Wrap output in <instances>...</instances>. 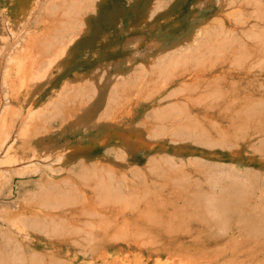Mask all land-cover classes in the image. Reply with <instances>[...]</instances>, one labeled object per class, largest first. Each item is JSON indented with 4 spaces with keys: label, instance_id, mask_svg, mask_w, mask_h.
<instances>
[{
    "label": "rangeland",
    "instance_id": "1",
    "mask_svg": "<svg viewBox=\"0 0 264 264\" xmlns=\"http://www.w3.org/2000/svg\"><path fill=\"white\" fill-rule=\"evenodd\" d=\"M25 8L0 0L1 142L8 138L0 151V264H264V0H37L26 20ZM58 18L43 45L71 47V63L61 74L52 68L33 105L19 108L13 61ZM211 44L222 59L199 62ZM234 55L242 65L231 66ZM202 69L211 78H177ZM78 106L89 114L76 125L66 112ZM121 107L122 131L134 132L129 153L109 128ZM128 201L132 210L120 203Z\"/></svg>",
    "mask_w": 264,
    "mask_h": 264
},
{
    "label": "bare ground",
    "instance_id": "2",
    "mask_svg": "<svg viewBox=\"0 0 264 264\" xmlns=\"http://www.w3.org/2000/svg\"><path fill=\"white\" fill-rule=\"evenodd\" d=\"M36 1L37 0H19V5H20V8L22 7V8H24V6H26V8L25 9H22L21 10V12H20V14H22V16H24L23 18H25V20L27 19L26 18V16H28V15H30L31 14V12H32V10L33 9H35L34 8V6H35V3H36ZM67 1H69V0H67ZM80 1V0H79ZM49 2H50V0H49ZM86 2L87 1H85V3L84 4H86ZM89 2V1H88ZM92 2V1H91ZM90 2V3H91ZM93 2H95V1H93ZM62 3V2H61ZM63 3H65V2H63ZM73 3V2H72ZM56 4V3H55ZM68 4H69V2H68ZM95 4V3H94ZM93 4V5H94ZM63 5V4H62ZM65 5V4H64ZM87 5V4H86ZM90 5H92V3L90 4ZM59 7V6H58ZM67 7V6H66ZM73 7V6H72ZM94 7V6H93ZM93 7H92V9H93ZM75 8H76V6H75ZM74 7H73V9H75ZM81 8H83V5L81 6ZM85 8H86V6H85ZM91 8V7H90ZM59 9H61V7L59 8ZM72 9V8H71ZM95 9V8H94ZM64 10V9H63ZM78 10V9H77ZM76 10V11H77ZM87 10V9H86ZM89 10V9H88ZM91 10V9H90ZM67 11V10H66ZM65 11V12H66ZM72 11H74V10H72ZM76 11H75V13H76ZM80 11H82V9L80 10ZM84 11V10H83ZM94 11V10H93ZM34 12V11H33ZM69 12H71L70 10H69ZM79 12V11H78ZM87 12V11H86ZM96 12V11H95ZM62 13H64V11L62 12ZM79 13H81V12H79ZM79 13H76V14H79ZM88 13V12H87ZM86 13V14H87ZM46 14V13H45ZM52 14V13H51ZM66 14H67V12H66ZM83 14H85L84 12H83ZM94 14V13H93ZM71 15V14H70ZM69 15V16H70ZM49 16H50V14H49ZM68 16V15H67ZM66 16V17H67ZM78 16V15H77ZM65 17V18H66ZM80 17V16H79ZM82 17V16H81ZM31 19V18H30ZM68 19H69V17H68ZM71 19V18H70ZM76 20H78V19H76ZM75 20V21H76ZM80 21H82L81 19H80ZM66 22H67V20H66ZM72 22V21H71ZM84 22V21H83ZM29 23V22H28ZM60 24H62L61 23V19H56V21H49V22H47V23H45V26H44V28L40 31V34L39 35H37V36H32V37H29V39H28V41H27V43H26V45H25V47H24V49H23V51L20 53V55H19V57L18 58H16L14 61H13V67L15 68V79H16V84H15V90H16V99H17V101L19 102V104H18V107L19 108H23V109H26V108H29V106L32 104L33 105V101H34V99H36V97L38 96V94H40V92H42L49 84H50V82H51V79H50V77H48L49 76V72L50 73H52L51 72V70H52V68H54V71H57V73L58 74H61L62 72H65L66 70H65V68H67V66L71 63V58H72V53H71V47H67V46H65L64 48H53V49H50V52H49V49H48V47L47 46H45V45H43V41H42V38L44 37H49L50 35H51V33H53L55 30H57L58 29V27H59V25ZM67 24V23H66ZM65 23L63 24V25H66ZM84 24V23H83ZM82 24V25H83ZM72 25V24H71ZM76 25V24H75ZM74 25V26H75ZM80 25V24H79ZM82 25H80L81 26V28H82ZM86 26V25H85ZM27 27V26H26ZM29 27V26H28ZM73 27V26H72ZM72 27H71V29H72ZM77 27V26H76ZM13 29L12 30H14V27H12ZM63 28V27H62ZM68 28V27H67ZM66 28V29H67ZM26 29V28H25ZM63 29H65V28H63ZM70 29V30H71ZM74 29H75V27H74ZM23 30V29H22ZM60 30V29H59ZM58 30V31H59ZM68 30V29H67ZM78 30H79V28H78ZM7 31V30H6ZM259 31V30H258ZM61 32V31H60ZM64 32V31H63ZM68 32H71V31H68ZM63 34V33H62ZM61 34V35H62ZM67 34V33H66ZM65 34V35H66ZM55 35H58L57 33L55 34ZM17 36H18V34H17ZM58 37H60V36H58ZM50 38V37H49ZM52 38V37H51ZM56 38H57V36H56ZM77 38V37H76ZM26 39V38H25ZM256 39V38H255ZM53 41V40H52ZM71 41V40H70ZM73 41V40H72ZM12 42V41H11ZM55 42H57V40L55 41ZM47 44V43H46ZM68 45V44H67ZM90 47H92V45H89ZM88 46V47H89ZM205 49L204 50H202V51H200V52H198V54L196 55V58L199 60V62H203L204 60H210V62L211 63H213V64H217V62H219V60L220 59H222V56H223V51H222V49H221V47L219 46V45H214V44H211V45H209L208 47H204ZM49 52V53H48ZM175 53V52H174ZM264 53V52H263ZM260 54H262V52L260 53ZM221 56V57H220ZM190 57V56H189ZM234 57H235V55H234ZM230 58L231 59V61H232V63L233 64H231V66L232 65H236V66H239V65H242L243 64V61L241 60V57H235V58ZM177 60V59H176ZM191 61L190 60H186L183 64H184V66H183V69H190L191 67H190V65H189V63H190ZM49 66V67H48ZM200 67V66H199ZM103 68V67H102ZM173 68V67H172ZM171 68V69H172ZM50 70V71H49ZM211 74L212 73H210L209 71H208V69H202L201 71H198V72H194V71H191V70H185V71H183V72H181L180 74H178L177 75V78H182V80H186V81H188L189 83H193V82H195V81H197V80H199V79H209V78H211ZM215 74H217V73H214V75ZM101 77V76H100ZM9 80H10V75H9ZM91 78V77H90ZM84 79H86V78H84ZM93 79V78H92ZM90 81H92L91 79H89ZM82 81V80H81ZM84 81V80H83ZM82 81V82H83ZM95 81V80H94ZM88 82V81H87ZM94 83V82H93ZM69 85V84H68ZM71 86H75V85H71ZM82 86H85V85H82ZM81 86V87H82ZM62 87V86H61ZM76 87V86H75ZM74 87V88H75ZM112 87H114V86H112ZM67 89V88H66ZM70 89V88H69ZM86 89V88H85ZM114 89V88H113ZM112 89V90H113ZM62 90V89H61ZM71 90H72V88H71ZM76 89H74V91H75ZM78 90V89H77ZM82 90V89H81ZM109 90H111V87H110V89ZM60 91V90H59ZM73 91V90H72ZM87 91V90H86ZM85 91V92H86ZM78 92H79V90H78ZM121 92V91H120ZM62 93V92H61ZM93 93V92H92ZM118 92H116L115 94H117ZM57 94V93H56ZM63 94H66L67 95V93H64L63 92ZM110 94V93H109ZM108 94V95H109ZM66 95H65V98H66ZM94 95H95V93H94ZM107 95V96H108ZM69 96V95H68ZM68 96H67V99H68ZM77 96H79V94H77ZM81 96V95H80ZM96 96V95H95ZM95 96H93V97H95ZM147 96V95H146ZM61 97V96H60ZM63 97V96H62ZM72 97V96H71ZM56 98V97H55ZM57 98H59V97H57ZM70 98V97H69ZM81 98V97H80ZM108 98V97H107ZM77 99V98H76ZM83 99V98H82ZM85 99V98H84ZM109 99H111V98H109ZM66 100V99H65ZM80 100V99H79ZM92 100H93V98H92ZM91 100V101H92ZM81 101V100H80ZM89 101V100H88ZM90 101V102H91ZM108 101V100H107ZM113 101H114V99H113ZM110 102V101H109ZM120 102V101H119ZM60 103V102H59ZM83 103V102H82ZM81 103V104H82ZM61 104H64V103H61ZM106 104V103H105ZM104 104V105H105ZM110 104V103H109ZM113 104V103H112ZM57 105V104H56ZM66 105V104H65ZM60 106V105H59ZM68 106V105H67ZM107 106V105H106ZM111 106V105H110ZM121 106V105H120ZM57 107H58V105H57ZM113 106H111V108H112ZM59 108V107H58ZM110 108V109H111ZM122 108V107H121ZM121 108H118L117 109V114H116V117L114 118V120L110 123V125H109V128L111 129V131H114L120 138H121V140H122V142H123V144H122V148L124 149V151L125 152H127V153H129V152H131V141H132V138H133V135H134V132H133V130L131 129V128H128V130L127 131H125V132H123L122 131V129H121V123H122V119H124L123 117H124V115L126 114V112L123 110V108L121 109ZM104 109V108H103ZM115 109V108H114ZM101 111H102V109H101ZM109 111V110H108ZM27 112V111H26ZM110 112V111H109ZM107 113V112H106ZM26 114V113H25ZM89 113H85L84 114V109L81 107V106H78V107H73V108H70L67 112H66V118H70L69 120H72V121H74L75 123L74 124H81L85 119H86V117H87V115H88ZM114 115H115V113H114ZM114 115H113V117H114ZM111 116V115H110ZM13 117V116H12ZM107 117V116H106ZM105 117V118H106ZM23 118V117H22ZM21 119V118H20ZM108 119V118H107ZM68 120V121H69ZM101 120V119H100ZM99 120V121H100ZM7 123V122H6ZM15 122H13L12 123V126L10 125V123H9V125H10V130L14 127V124ZM5 125V124H4ZM0 126H1V124H0ZM8 126V125H7ZM18 126V125H17ZM4 128H5V126H4ZM44 128V127H43ZM15 129H16V127H15ZM18 129V128H17ZM3 130V129H2ZM1 130V131H2ZM14 130V129H13ZM26 130V129H25ZM24 130V131H25ZM29 130V129H28ZM25 131L22 135L25 137V136H27L26 134L28 133V132H30V131ZM0 131V133H2ZM7 131V130H6ZM5 132V131H4ZM7 133L8 132H6V136H7ZM15 133V132H14ZM237 133V132H236ZM35 133H33L32 132V135L33 136H35L34 135ZM3 135V134H2ZM31 135V136H32ZM1 137V136H0ZM5 137V136H4ZM21 138V137H20ZM32 138H35V137H32ZM32 138H29V139H32ZM1 140H0V151H2V149H3V147L5 146V141L8 139H5L3 142H1L2 141V137L0 138ZM11 139H12V137H11ZM23 140V139H22ZM10 142V141H9ZM12 142V141H11ZM25 142V141H24ZM27 142V141H26ZM108 142V140H106L104 143L106 144ZM23 143V142H22ZM9 144V143H8ZM8 146V145H7ZM6 146V147H7ZM18 148H19V145L17 146ZM15 149V148H14ZM30 149V148H29ZM110 150V149H109ZM108 150V151H109ZM118 150V149H117ZM119 150H121V149H119ZM5 151V150H4ZM14 151V150H13ZM27 151H28V149H27ZM122 151V150H121ZM22 152V151H21ZM111 152V151H110ZM114 152V151H113ZM17 153V152H16ZM119 153V152H118ZM11 154V153H10ZM24 154V153H23ZM35 154V153H34ZM57 154V153H56ZM9 155V154H8ZM12 155V154H11ZM61 155V154H60ZM237 155V154H236ZM52 156V155H51ZM119 156V155H118ZM12 158L14 157V155H12L11 156ZM16 157H17V155H16ZM120 158V157H119ZM7 159V158H6ZM111 160V159H110ZM120 160V159H119ZM117 161H118V159H117ZM122 161V160H121ZM120 161V162H121ZM19 162V161H18ZM24 162V161H23ZM47 162H49V161H47ZM123 162V161H122ZM102 163V162H101ZM19 164V163H18ZM90 164V163H89ZM98 164H100L99 162H98ZM107 164V163H106ZM8 165H9V163H8ZM79 165V164H78ZM101 165V164H100ZM105 165V164H104ZM96 166H98V165H96ZM33 167V166H32ZM102 167V166H101ZM61 168V167H60ZM110 168V167H109ZM34 169V168H33ZM33 169H31L32 171H33ZM56 169V168H55ZM97 169V168H96ZM99 169V168H98ZM103 169V168H102ZM105 169H106V167H105ZM112 168H110V170H111ZM118 169V168H117ZM100 170V169H99ZM67 171V170H66ZM73 171V170H72ZM80 171H81V169H80ZM127 171V170H126ZM125 171V172H126ZM28 172L29 171H27L26 173L28 174ZM69 172V171H68ZM104 172V171H103ZM102 172V173H103ZM112 172V171H111ZM116 172H117V170H116ZM94 173H96V171L94 172ZM100 173H101V171H100ZM105 173H107V172H105ZM114 173V172H113ZM119 173V172H118ZM123 173V172H122ZM127 173V172H126ZM75 174V173H74ZM79 174V173H78ZM77 174V175H78ZM82 174V173H81ZM124 174V173H123ZM103 175V174H102ZM101 175V176H102ZM6 176V175H5ZM64 176V175H63ZM75 176V175H74ZM81 176V175H80ZM98 175H96V177H97ZM10 177V176H9ZM95 177V178H96ZM98 177H100V176H98ZM122 177H124V175L122 176ZM126 177H128V176H126ZM8 178V177H7ZM101 178H103V177H101ZM107 178V177H106ZM109 178V177H108ZM117 178V177H116ZM121 178V177H120ZM51 179V178H50ZM63 180H65L64 178H62ZM92 179V178H91ZM99 179V178H98ZM122 179V178H121ZM48 180V179H47ZM95 180H97V179H95ZM100 180V179H99ZM106 180V179H105ZM108 180V179H107ZM128 180H129V178H128ZM1 181H2V179H1ZM0 181V184L3 182H1ZM11 181V180H10ZM69 181V180H68ZM126 181H127V179H126ZM131 181V180H130ZM129 181V182H130ZM12 182V181H11ZM63 182V181H62ZM99 182V181H98ZM107 182H110V179H109V181H107ZM5 183H7L6 181H5ZM64 183V182H63ZM67 183H69V182H67ZM66 183V184H67ZM127 183V182H126ZM53 185L54 183H50V185ZM7 185V184H6ZM11 185V184H10ZM55 185H56V183H55ZM58 185V184H57ZM65 185V184H64ZM68 185V184H67ZM75 185V184H74ZM73 185V186H74ZM106 185H108V184H106ZM2 186H3V184H2ZM85 186V185H84ZM87 186V185H86ZM68 187H70V186H68ZM94 187H95V184H94ZM4 188V187H3ZM37 188H39V187H37ZM48 188H49V186H48ZM76 188V187H75ZM88 188V187H87ZM91 188V187H90ZM89 188V189H90ZM46 189V188H45ZM77 189V188H76ZM43 190V189H42ZM72 190H74V188H72ZM90 190H93V188H91ZM94 190H96L95 188H94ZM31 191V190H30ZM78 192H79V190H77ZM81 191V190H80ZM105 191V190H104ZM26 192V191H25ZM68 192V191H67ZM78 192H77V194H78ZM82 192V191H81ZM84 192V191H83ZM92 192V191H91ZM95 192H97V190L95 191ZM35 193H37V192H35ZM42 193V192H41ZM45 193H47L46 191H45ZM64 193V192H63ZM69 193H70V190H69ZM74 193V192H73ZM108 193H109V191H108ZM25 194V193H24ZM23 194V195H24ZM30 194V193H29ZM28 194V195H29ZM38 194V193H37ZM49 194V193H48ZM51 194V193H50ZM71 194V196L73 195L72 193H70ZM81 194V193H80ZM96 194V193H95ZM115 194V193H114ZM30 195H32V194H30ZM56 195H58V197H59V194H57L56 193ZM63 195V194H62ZM109 195V194H108ZM26 196V195H25ZM38 196V195H37ZM44 196L45 197H47L46 196V194H44ZM54 196V195H53ZM52 196V197H53ZM65 194H64V199H65ZM67 196H70L69 194L67 195ZM66 196V197H67ZM93 196H96V195H94L93 194ZM111 196V195H110ZM118 196V195H117ZM23 197V196H22ZM33 196H31V198H32ZM55 197V196H54ZM76 196H73V199H76L75 198ZM98 197V196H97ZM106 197H107V195H106ZM34 198V197H33ZM56 198V197H55ZM62 198V197H61ZM67 198H69V200L72 202V200L70 199V198H72V197H67ZM80 198V197H79ZM102 198H104V197H102ZM101 198V199H102ZM112 198V197H111ZM139 198H140V196H139ZM23 198H21V200H22ZM52 199H54V198H52ZM57 199V198H56ZM106 199V198H105ZM107 199H108V202H109V200H111L110 199V197H107ZM114 199V198H113ZM68 200V201H69ZM78 200V199H77ZM76 200V201H77ZM94 200V199H93ZM97 200V199H96ZM98 200H99V197H98ZM115 200V199H114ZM144 200V199H143ZM38 201V200H37ZM58 200H55V202L56 203H58V204H60V202H57ZM64 201H67V200H64ZM82 201V200H81ZM95 201V200H94ZM102 201V200H101ZM113 201V200H112ZM111 201V202H112ZM115 201H119V198H118V200L116 199ZM122 201V200H121ZM131 201V200H130ZM137 201V200H136ZM149 201V200H148ZM147 201V202H148ZM151 201V200H150ZM22 203H23V200L21 201ZM25 202V201H24ZM52 202H54V201H52ZM75 202V201H74ZM78 202V201H77ZM98 202V201H97ZM105 202V200L102 202V204ZM134 202H135V200H134ZM153 202H154V200H153ZM157 202V201H156ZM39 203H40V201H39ZM47 202H45V204H46ZM62 203H64V202H62ZM82 204V203H84V202H78V204ZM101 203V202H100ZM107 203V202H106ZM120 203H122V206H124L125 204L126 205H128L129 206V204H130V202L128 201L127 203H124V202H120ZM129 203V204H128ZM133 203V200L131 201V204ZM151 203V202H150ZM171 203V202H170ZM70 204V202H68V205ZM76 204V203H75ZM79 204V205H80ZM85 204H86V202H85ZM98 204V203H97ZM105 204V203H104ZM119 204V203H118ZM131 204H130V208L132 207L131 206ZM135 204V203H134ZM134 204H133V206H134ZM142 204V203H141ZM140 204V205H141ZM157 204V203H156ZM160 204V203H159ZM159 204H157V205H159ZM163 204V203H162ZM31 205H32V203L29 205V207H31ZM49 205V204H48ZM47 205V206H48ZM99 205V204H98ZM108 205H109V203H108ZM137 205V204H136ZM145 205H147V203L145 204ZM144 205V206H145ZM157 205H155V206H157ZM161 205V204H160ZM33 206V205H32ZM64 206V205H63ZM77 206V205H76ZM82 206V205H81ZM101 206H104V205H101ZM118 206H121V205H118ZM118 206H116V207H118ZM121 206V208H123ZM127 206V207H128ZM148 206H149V204H148ZM148 206H147V208H148ZM34 207V206H33ZM39 207V206H38ZM41 207V206H40ZM53 207V206H52ZM51 206H50V208H52ZM73 207H74V205H73ZM126 207V206H125ZM124 207V208H125ZM137 207V206H136ZM136 207H134V209L136 208ZM152 207V206H151ZM49 208V207H48ZM92 208V207H91ZM112 208V207H111ZM113 208H114V205H113ZM119 208V207H118ZM129 208V207H128ZM133 208V207H132ZM132 208H131V210H132ZM138 209H139V207H137ZM137 208L135 209V210H137ZM152 208H155V207H152ZM163 208V207H162ZM56 209V208H55ZM87 209V208H86ZM116 209V208H115ZM156 209V208H155ZM23 210V209H22ZM28 210V209H27ZM118 210H120V209H118ZM129 210V209H128ZM146 210V209H145ZM144 210V211H145ZM149 210H150V208H149ZM148 210V211H149ZM35 211V210H34ZM96 210H94V212H95ZM123 210H121V212H122ZM25 212V211H24ZM31 212V211H30ZM79 212H81V210L79 211ZM88 213V211L87 210H85V213ZM91 212H92V210L90 209V211H89V213L88 214H90V217H91V215H92V217H93V214H94V216L96 215L94 212L91 214ZM134 212V211H133ZM139 212H140V210H139ZM34 213V212H33ZM33 213H31V214H33ZM35 213H37V212H35ZM82 213H83V216L85 215L84 214V211L82 210ZM82 213H81V215H82ZM135 213V212H134ZM145 214H146V212H144ZM143 213V214H144ZM157 213H159V212H157ZM170 213V212H169ZM80 214V213H79ZM88 214H86V215H88ZM98 214H100V213H98ZM129 214H131V213H129ZM151 213L149 212V214L147 213L144 217H146L147 215H150ZM153 214H156V213H153ZM153 214H151L150 216L152 217V215ZM102 215V214H101ZM101 215H99L98 216V221H99V223L101 222L100 221V219H101ZM104 215V214H103ZM139 215V214H138ZM157 215V214H156ZM170 215V214H169ZM35 216V215H34ZM73 217L72 218H74V215H72ZM172 216V215H171ZM173 216H174V214H173ZM172 216V217H173ZM22 218H24V216H21ZM46 217H48V216H46ZM50 217V216H49ZM49 217H48V219H49ZM87 217V216H86ZM91 217V218H92ZM105 217V216H104ZM138 217V216H137ZM141 217H143L142 215H141ZM149 217V216H148ZM171 217V218H172ZM16 218V217H15ZM19 218V220H20V216L18 217ZM27 219H29L28 217H26ZM26 218H24V219H26ZM39 218V216L37 217V219ZM59 218V217H58ZM70 218V217H69ZM75 218H76V216H75ZM103 218V217H102ZM116 219H117V217H115ZM139 218H140V216H139ZM155 218V217H154ZM167 218H170V217H167ZM170 218V219H171ZM177 218V217H176ZM41 220H42V218H40ZM51 219V218H50ZM94 219V218H93ZM97 219V218H96ZM150 219H152V218H150ZM158 219V218H157ZM157 219H156V221H157ZM169 219V220H170ZM173 219H175V217L173 218ZM39 220V219H38ZM45 219H44V217H43V221H44ZM53 220V219H52ZM51 220V221H52ZM65 219L63 218V221H64ZM104 220H108V219H104ZM114 220V219H113ZM136 220V219H135ZM141 220V219H140ZM149 220V219H148ZM159 220V219H158ZM169 220H168V224H169ZM177 220V219H176ZM23 221V220H22ZM21 221V222H22ZM40 221V220H39ZM59 221H61V220H59ZM85 221V220H84ZM84 221L82 222V224L84 223ZM108 221H110V220H108ZM119 221H121V220H119ZM122 221H124V220H122ZM126 221V220H125ZM124 221V222H125ZM153 221H155L154 219L152 220V222ZM161 221V220H160ZM171 221V223H172V221L173 220H170ZM184 221V220H183ZM182 221V222H183ZM50 222V221H49ZM53 223H54V221H52ZM55 222H57V221H55ZM87 222V221H86ZM112 222V221H111ZM110 222V223H111ZM115 222H116V220H115ZM148 223H149V221H147ZM16 223L18 224V222L16 221ZM24 223V222H23ZM53 223H51L50 222V225L52 224L53 225ZM59 223V222H58ZM58 223H54V224H58ZM62 223V222H61ZM63 223H65V225H66V222H63ZM62 223V225L64 226V224ZM79 224H80V222H78ZM88 223H90V222H87V224ZM98 223V222H97ZM102 223V225H103V222H101ZM105 223V222H104ZM109 223V222H108ZM109 223V224H110ZM112 223H114V222H112ZM171 223H170V226H171ZM196 223H198V222H196ZM16 224V225H17ZM41 224H43V223H41ZM82 224H80V225H82ZM86 224V225H87ZM123 223H121V225H122ZM153 224H155V223H153ZM153 224H152V226H153ZM168 224H167V228H169L168 227ZM199 224V223H198ZM12 225H13V223H12ZM15 225V224H14ZM13 225V226H14ZM15 225V226H16ZM43 225H45V224H43ZM47 225V224H46ZM45 225V226H46ZM51 225V226H52ZM58 225H60V223L58 224ZM84 225V224H83ZM92 226L93 224H89V226ZM100 226H101V224H99ZM99 225H97L98 226V230H100L99 228ZM107 225V224H106ZM116 225V224H115ZM129 223H128V225H127V228H128V230H130L129 229ZM151 225V224H150ZM182 225L183 224H181V227H182ZM200 225V224H199ZM45 226H42V228L43 227H45ZM48 226V225H47ZM47 226H46V230L48 229L47 228ZM50 226V227H51ZM54 227H55V225H53ZM96 226V227H97ZM105 226V225H104ZM113 226L114 225H112V226H110L109 228H113ZM120 226V225H119ZM134 227H136L135 226V223H134V225H133ZM133 226H130V227H133ZM54 227H52L50 230H54V229H56V227L54 228ZM60 227V226H59ZM58 227V228H59ZM66 227V226H65ZM72 227H74V226H72ZM76 227L77 226H75V230H76ZM83 227V226H82ZM101 227H103V226H101ZM106 228H108V225L107 226H105ZM124 227H126V224L124 225ZM133 227V228H134ZM25 228H27V226L25 227ZM54 228V229H53ZM61 228V227H60ZM59 228V229H60ZM67 228H68V226H67ZM117 228V227H116ZM118 228H120V227H118ZM187 228V227H186ZM189 228V227H188ZM21 229V228H20ZM63 229V228H62ZM61 229V230H62ZM69 229V228H68ZM67 229V230H68ZM72 229V228H71ZM74 229H73V231H74ZM81 229V228H80ZM89 229H91V228H89ZM121 230L120 231H122V229L123 228H120ZM125 229L126 228H124V232H125ZM137 228H135V230H136ZM141 229V228H140ZM15 230H16V228H15ZM23 230V229H22ZM26 230V229H25ZM44 230V229H43ZM57 230V229H56ZM66 230V229H65ZM101 230H103V229H101ZM107 230V229H106ZM117 230V229H116ZM138 230V229H137ZM136 230V231H137ZM58 231V230H57ZM71 231V230H70ZM69 231V232H70ZM72 231V232H73ZM81 231V230H80ZM92 230H90V232H88V233H92L91 232ZM94 231V230H93ZM105 231V230H104ZM108 231V230H107ZM118 231V230H117ZM131 231V230H130ZM136 231H134L135 233H138V232H142L143 233V231H138V232H136ZM178 231H179V228H178ZM25 232V231H24ZM44 232H45V230H44ZM54 233H55V231H53ZM59 232V231H58ZM63 232H64V229H63ZM82 232H83V229H82ZM103 232V231H102ZM115 232V231H114ZM128 232V231H127ZM148 232V231H147ZM185 232V231H184ZM21 233V232H20ZM47 233H49V232H47ZM53 233V234H54ZM60 233V232H59ZM68 232H66V234H67ZM75 233V232H74ZM73 233V234H74ZM119 233V232H118ZM126 233V232H125ZM132 234H133V232H131ZM183 233V232H182ZM50 234H51V232H50ZM52 234V236H54ZM56 234V233H55ZM61 234V233H60ZM68 234H71V233H68ZM85 235H86V233H84ZM94 234V233H93ZM102 234V233H101ZM120 234V233H119ZM127 234V233H126ZM126 234H123V235H121V236H125ZM132 234H131V236H132ZM140 234V233H139ZM149 234V233H148ZM204 234V233H203ZM61 235H63V234H61ZM72 235V234H71ZM71 235H70V237H71ZM75 235V234H74ZM91 235V234H90ZM96 235V234H95ZM104 235H105V233H104ZM128 235H130V232H129V234ZM144 235H146L145 233H144ZM150 235V234H149ZM148 235V236H149ZM177 235V234H176ZM45 236H46V234H45ZM57 236V235H56ZM77 236V235H76ZM87 236H89V235H87ZM106 236V235H105ZM112 236L113 235H111V238H112ZM116 236H118V237H120L119 235H117L116 234ZM147 236V235H146ZM145 236V237H146ZM153 236V235H152ZM63 238H64V236H62ZM69 237V236H68ZM90 237V236H89ZM88 237V238H89ZM102 237V236H101ZM118 237H115L114 238V236H113V241H116V240H114V239H117ZM122 237V238H123ZM138 237V236H137ZM139 237H141V236H139ZM49 238V237H48ZM50 238H52L51 237V235H50ZM54 238V237H53ZM59 238V237H58ZM85 238H87V237H85ZM85 238H83V239H85ZM98 238V237H97ZM100 238V237H99ZM110 238V237H109ZM121 238V237H120ZM143 238V237H142ZM142 238H140V239H142ZM149 238V237H148ZM196 238V237H195ZM60 239V238H59ZM81 239V238H80ZM83 239H81V240H83ZM95 239V238H94ZM131 239V238H130ZM150 239V238H149ZM152 239V238H151ZM236 239H237V237H236ZM49 240H51V239H49ZM86 240V239H85ZM85 240H84V242H85ZM90 240V239H89ZM93 240V239H92ZM136 240V239H135ZM135 240H134V242H135ZM238 240V239H237ZM109 241H111V239L109 240ZM125 241V240H124ZM91 242V241H90ZM131 242V241H130ZM136 242H138V241H136ZM153 242V241H152ZM75 243H78V241L77 242H75ZM240 243V242H239ZM79 244V243H78ZM138 244V243H137ZM150 244V243H149ZM148 244V245H149ZM73 245V244H72ZM141 245V244H140ZM144 245V244H143ZM142 245V246H143ZM180 245V244H179ZM75 246H77V245H75ZM141 247V246H140ZM144 247V246H143ZM77 248V247H76ZM147 248V247H146ZM49 252V251H48ZM28 254V253H27ZM52 254V253H51ZM2 255V254H1ZM42 255V254H41ZM127 254H125V256H126ZM238 255V254H237ZM31 256V255H30ZM30 256L28 257V258H30ZM34 256V255H33ZM124 256V257H125ZM4 257H6V256H4ZM22 257H24V256H22ZM35 257V256H34ZM40 257V256H39ZM51 257V256H50ZM184 257H185V255H184ZM12 258V257H11ZM54 258H55V256H54ZM10 259V258H9ZM32 259H34V258H32ZM32 259H30L29 260V262H28V264H32V263H30V261L32 260ZM41 259V258H40ZM56 259V261L58 260L57 258H55ZM54 259V260H55ZM173 259V258H172ZM174 259H176V257L174 258ZM187 259H188V257H187ZM191 259V258H190ZM193 259V258H192ZM192 259L191 260H189L188 259V261H191L192 262ZM0 260H2V258H0ZM12 260V259H11ZM10 260V261H11ZM41 260H43V259H41ZM48 260H50L49 258H48ZM159 260V259H158ZM4 261H6L5 259H4ZM14 261H15V259H14ZM35 261V260H34ZM36 261H37V263L39 262V263H43V262H41V261H39L37 258H36ZM53 261V259L50 261V262H52ZM55 261V262H56ZM63 261V259L61 260V262ZM172 261V260H171ZM2 262H3V260H2ZM7 262V261H6ZM4 263V264H7V263ZM9 262V261H8ZM16 262V261H15ZM15 262L13 263V264H15ZM31 262H33V261H31ZM48 262V261H47ZM70 262V261H69ZM157 262V261H156ZM17 263H18V261H17ZM16 263V264H17ZM25 263V262H24ZM38 263V264H39ZM49 263V262H48ZM64 263H65V261H64ZM167 263V262H166ZM179 263H180V261H179ZM3 264V263H2ZM20 264V263H19ZM33 264H35L34 262H33ZM43 264H45V263H43ZM52 264V263H51ZM54 264H56V263H54ZM57 264H59V262L57 263ZM69 264V263H68ZM158 264V263H157ZM165 264V263H164Z\"/></svg>",
    "mask_w": 264,
    "mask_h": 264
}]
</instances>
